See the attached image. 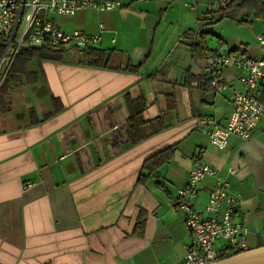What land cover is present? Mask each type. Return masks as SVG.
Segmentation results:
<instances>
[{"label":"crops","instance_id":"1","mask_svg":"<svg viewBox=\"0 0 264 264\" xmlns=\"http://www.w3.org/2000/svg\"><path fill=\"white\" fill-rule=\"evenodd\" d=\"M120 2L108 11L48 14L65 31L96 32L103 22L97 47L110 51L109 67L81 64L73 51L69 61H30L42 78L11 86L27 85L32 102H20L17 90L0 105V264H181L192 235L177 197L196 156L216 172L200 180L196 208L206 216L216 177L227 179L240 194L234 218L247 229V249L264 246V119L250 138L213 145L212 120L225 124L232 90L245 87L234 64L224 69L222 91L204 73L205 50L220 42L264 58L257 39L264 19L228 18L249 26L230 36L206 23L224 0ZM128 62L141 65L127 70ZM254 94L264 102V82ZM129 99L145 121L138 141ZM164 149L170 158L148 171L144 162Z\"/></svg>","mask_w":264,"mask_h":264},{"label":"built area","instance_id":"2","mask_svg":"<svg viewBox=\"0 0 264 264\" xmlns=\"http://www.w3.org/2000/svg\"><path fill=\"white\" fill-rule=\"evenodd\" d=\"M120 4V0H0V36L6 40L0 54V82L16 54L24 47L48 45L65 50H84L98 46L102 41L106 31L103 22L98 23L96 32L65 31L48 18L49 13L73 16L79 10L108 11ZM219 6H224V2ZM257 39L264 44V35H257ZM204 59L205 77L216 91L228 87L223 72L230 64L238 68L237 79L245 87L244 91L232 90V110L226 123L212 120L207 130L209 141L218 148H225L232 135L250 138L259 121L264 119V102L254 94L258 83L264 82V58L230 49L225 42H220L205 51ZM215 173L202 156H196L185 185L178 190L177 205L192 235V241L185 245L181 264H207L219 259L223 253L248 247L247 229L234 218L240 194L231 189L227 179L216 177L205 203L206 216L193 203L200 180ZM221 241L223 245L216 248L215 244Z\"/></svg>","mask_w":264,"mask_h":264},{"label":"trees","instance_id":"3","mask_svg":"<svg viewBox=\"0 0 264 264\" xmlns=\"http://www.w3.org/2000/svg\"><path fill=\"white\" fill-rule=\"evenodd\" d=\"M206 13L210 14V16L206 18L208 20L206 23H216L223 18H233L238 22H245L248 21L247 18L250 15L256 18L264 19V0H224V6H219L216 10L208 11ZM242 16L246 18H240ZM1 40L2 37L0 36V54L4 47ZM67 51L68 50H65L62 47L54 48L48 45H41L39 47L29 46L19 50L0 82V105L2 106V109H4L7 104L5 97L8 95V90L13 83H23L36 76V72L29 68L30 61H62L66 56ZM79 51V63L87 64L93 67H109L111 60L110 51H106L105 49H101L97 46ZM140 65L141 63L134 65L128 62L125 69L138 70ZM131 101L133 102L138 100L129 99L130 107L128 115L129 129L132 139L133 141H138L144 137V134L140 132V130L145 121L141 116L142 109L137 107H134L133 109ZM31 112L33 114V110H31ZM31 121L35 122L36 120L32 119ZM171 150L172 149H164L152 155L144 162V167L148 171L152 172L161 163L170 158ZM240 251L243 250L240 249L223 253L219 259Z\"/></svg>","mask_w":264,"mask_h":264},{"label":"rangeland","instance_id":"4","mask_svg":"<svg viewBox=\"0 0 264 264\" xmlns=\"http://www.w3.org/2000/svg\"><path fill=\"white\" fill-rule=\"evenodd\" d=\"M182 1H185V2H192L193 0H182ZM181 5H183V3H181ZM180 8H184V9H186L184 6L183 7H180ZM214 24V27L213 28H216V29H218V30H221V31H223V33H226V35H230V36H233V35H236V34H244V33H246V30H248V28H249V26L248 25H245L244 27H239V26H232L233 25V23H232V21H231V19H228V18H224L223 20H221V21H218V22H216V23H213ZM258 22L257 21H255L254 22V27L255 26H258ZM248 28H247V27ZM214 39V38H213ZM215 41H216V39H214ZM2 43H3V45H5L6 44V40H4L3 38H2ZM214 41V42H215ZM218 44V43H217ZM216 44V45H217ZM215 45V46H216ZM214 46V47H215ZM227 46H228V44H227ZM230 46V45H229ZM228 46V47H229ZM71 51H73V53L75 54V59L79 56V54H80V51L78 50V49H75V48H73V49H71ZM33 61V65L34 64H36V62L37 61H35V60H32ZM40 77L42 78V76L40 75V72H37L36 73V76H35V78H34V80L36 81V80H39L40 79ZM21 85H14L13 87L11 86L10 88H9V90H8V93L7 94H9L11 97H12V99L13 98H16L15 97V91H17L18 90V94H19V96L23 93L24 94V96L23 97H20L19 99H20V102H22L24 105L26 104V103H31L32 102V100L34 99V95H32V92H29L30 90L28 89L29 87L27 86V85H23L22 87H20ZM18 96V97H19ZM32 99V100H31ZM23 111V109H19V111L17 112V113H19V114H21V112ZM17 115V114H16Z\"/></svg>","mask_w":264,"mask_h":264},{"label":"water","instance_id":"5","mask_svg":"<svg viewBox=\"0 0 264 264\" xmlns=\"http://www.w3.org/2000/svg\"><path fill=\"white\" fill-rule=\"evenodd\" d=\"M67 55H69V57L65 56L64 61H69L71 59L72 51L69 50ZM207 264H264V246L249 248L227 257L208 262Z\"/></svg>","mask_w":264,"mask_h":264},{"label":"flooded vegetation","instance_id":"6","mask_svg":"<svg viewBox=\"0 0 264 264\" xmlns=\"http://www.w3.org/2000/svg\"><path fill=\"white\" fill-rule=\"evenodd\" d=\"M31 110H34V108H32V107H30V108H28V110H27V112H28V116L31 118V116H32V112H31Z\"/></svg>","mask_w":264,"mask_h":264}]
</instances>
